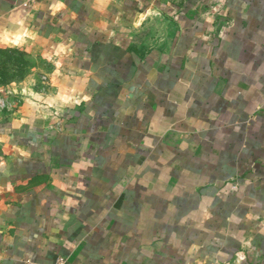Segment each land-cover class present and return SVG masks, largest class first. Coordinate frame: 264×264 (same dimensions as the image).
<instances>
[{"label": "crops", "instance_id": "crops-1", "mask_svg": "<svg viewBox=\"0 0 264 264\" xmlns=\"http://www.w3.org/2000/svg\"><path fill=\"white\" fill-rule=\"evenodd\" d=\"M0 45L47 63L0 115V264H264V0H0Z\"/></svg>", "mask_w": 264, "mask_h": 264}, {"label": "rangeland", "instance_id": "rangeland-1", "mask_svg": "<svg viewBox=\"0 0 264 264\" xmlns=\"http://www.w3.org/2000/svg\"><path fill=\"white\" fill-rule=\"evenodd\" d=\"M47 63L14 45H0V115H6L30 96L29 88L44 86ZM38 75V79L33 77ZM41 87V86H40ZM29 99V98H27Z\"/></svg>", "mask_w": 264, "mask_h": 264}, {"label": "water", "instance_id": "water-1", "mask_svg": "<svg viewBox=\"0 0 264 264\" xmlns=\"http://www.w3.org/2000/svg\"><path fill=\"white\" fill-rule=\"evenodd\" d=\"M158 17H161L159 14L157 15ZM163 24H165V26H167L168 24H169V20H166V19H163L162 17H161V20H160Z\"/></svg>", "mask_w": 264, "mask_h": 264}, {"label": "built area", "instance_id": "built-area-1", "mask_svg": "<svg viewBox=\"0 0 264 264\" xmlns=\"http://www.w3.org/2000/svg\"><path fill=\"white\" fill-rule=\"evenodd\" d=\"M64 262V259L61 257L56 259V264H64Z\"/></svg>", "mask_w": 264, "mask_h": 264}]
</instances>
